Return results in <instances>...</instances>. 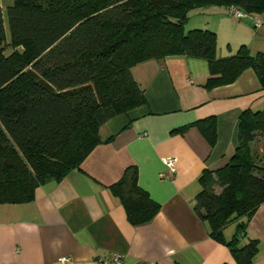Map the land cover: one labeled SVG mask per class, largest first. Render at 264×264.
Segmentation results:
<instances>
[{"label":"trees","instance_id":"16d2710c","mask_svg":"<svg viewBox=\"0 0 264 264\" xmlns=\"http://www.w3.org/2000/svg\"><path fill=\"white\" fill-rule=\"evenodd\" d=\"M208 5L264 16V0H11L5 17L0 4V203L33 200L37 186L59 181L112 138H102L99 127L145 101L131 76L135 63L200 57L209 65L206 88L233 82L250 67L264 88V53L241 45L218 58L213 31H184L189 11ZM239 114L232 155L203 169L193 208L234 264H254L258 240H241L264 202V109ZM191 125L215 145V116L176 130ZM137 181L136 167L128 166L110 190L140 225L160 209ZM232 222L225 239L222 230Z\"/></svg>","mask_w":264,"mask_h":264},{"label":"crops","instance_id":"0c3cea01","mask_svg":"<svg viewBox=\"0 0 264 264\" xmlns=\"http://www.w3.org/2000/svg\"><path fill=\"white\" fill-rule=\"evenodd\" d=\"M11 0H0L5 8ZM2 7V6H1ZM3 8V7H2ZM203 29L216 37V56L244 45L264 53V16L233 18L226 6L196 7ZM188 13V14H189ZM258 23V24H257ZM131 76L144 94L143 104L115 115L99 127L100 142L59 181L37 186L31 201L0 203V264H97L118 251L123 264H234L227 246L214 240L193 203L203 169L224 165L237 144L239 113L264 109V88L250 67L225 85L204 87L209 65L200 57L171 56L132 65ZM216 118L212 147L194 125ZM175 157L176 173L163 158ZM128 166L137 183L159 204L149 222L132 224L110 185ZM170 178H161L160 173ZM235 222L223 228L229 239ZM241 240H258L254 264H264V202L247 222ZM66 256L68 261L59 262Z\"/></svg>","mask_w":264,"mask_h":264},{"label":"built area","instance_id":"2783aa9c","mask_svg":"<svg viewBox=\"0 0 264 264\" xmlns=\"http://www.w3.org/2000/svg\"><path fill=\"white\" fill-rule=\"evenodd\" d=\"M227 10L233 18H239L240 19V18H243V17L248 15L244 11H242L241 9L237 8L236 6H228ZM176 160L177 159L175 157L163 158V163L166 167V170H168V172L171 174L176 173V169H175ZM159 176L163 179L164 178H170V175L165 173V172L160 173ZM68 260H69V258L66 256H63V257L58 259V261L62 262V263L64 261H68ZM123 260H124V255L121 252L115 251L105 258L104 257L98 258L97 264H123Z\"/></svg>","mask_w":264,"mask_h":264},{"label":"rangeland","instance_id":"374dc122","mask_svg":"<svg viewBox=\"0 0 264 264\" xmlns=\"http://www.w3.org/2000/svg\"><path fill=\"white\" fill-rule=\"evenodd\" d=\"M3 7L4 10V17H5V6L4 4L1 5ZM202 20H203V16L200 15L198 13H189L188 14V18L186 19V21L183 23V29L185 32H187L188 30L191 29H196V28H204L202 27ZM259 143L254 142V147L255 149L258 148Z\"/></svg>","mask_w":264,"mask_h":264},{"label":"water","instance_id":"95a60500","mask_svg":"<svg viewBox=\"0 0 264 264\" xmlns=\"http://www.w3.org/2000/svg\"><path fill=\"white\" fill-rule=\"evenodd\" d=\"M176 23H179L178 20H174Z\"/></svg>","mask_w":264,"mask_h":264}]
</instances>
